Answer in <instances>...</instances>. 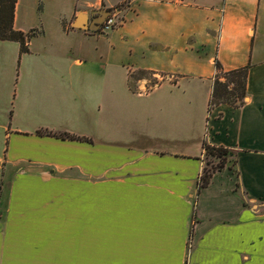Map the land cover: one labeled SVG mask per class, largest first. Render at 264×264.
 Returning <instances> with one entry per match:
<instances>
[{
  "label": "crops",
  "instance_id": "obj_1",
  "mask_svg": "<svg viewBox=\"0 0 264 264\" xmlns=\"http://www.w3.org/2000/svg\"><path fill=\"white\" fill-rule=\"evenodd\" d=\"M117 3L17 1L35 33L0 40V264H264V0H128L91 30ZM216 62L248 67L243 105L208 112ZM204 143L231 154L199 190Z\"/></svg>",
  "mask_w": 264,
  "mask_h": 264
},
{
  "label": "trees",
  "instance_id": "obj_2",
  "mask_svg": "<svg viewBox=\"0 0 264 264\" xmlns=\"http://www.w3.org/2000/svg\"><path fill=\"white\" fill-rule=\"evenodd\" d=\"M17 1L18 0H0V40L18 41L21 44V53H26L29 51V39L34 35L35 30L25 33L21 30L15 29L14 20ZM216 69L217 73L213 81V89L211 98L209 100L208 112H210L215 106L222 103H228L233 107H239L243 105L247 95L246 85L248 67L225 71L222 68L220 62H216ZM138 73L146 72L142 71ZM137 74L132 75V78L137 77V80L141 78L138 77ZM130 86L135 89V86L133 87L131 84ZM38 134L56 136L63 139H87L85 137L76 136L69 133L58 134L48 130H39ZM203 147L208 155L220 159L219 170L223 169L227 163V156L231 154V151L223 146H212L207 143H204ZM213 172L214 171L207 172L205 166L200 180L198 181L199 190L207 187L210 184L213 177Z\"/></svg>",
  "mask_w": 264,
  "mask_h": 264
},
{
  "label": "rangeland",
  "instance_id": "obj_3",
  "mask_svg": "<svg viewBox=\"0 0 264 264\" xmlns=\"http://www.w3.org/2000/svg\"><path fill=\"white\" fill-rule=\"evenodd\" d=\"M128 4V0H118V3L114 6V8L111 10L113 11V13H116L119 10H123L124 8L127 7ZM110 10V9H109ZM119 14V13H118ZM120 16V14H119ZM121 17V16H120ZM138 77H146L150 80V82L153 84L155 82H157V78L154 79L151 75H149L148 73H138L137 74ZM137 77H133L130 81V84L134 87L136 84V79ZM4 107L5 105H1L0 106V116L3 117L4 115ZM11 110H13V107L11 108ZM7 115H8V109H5ZM1 130V129H0ZM231 163L229 164L231 169H235L234 167V163L233 160L231 159L230 161ZM219 166H220V159L210 156L206 159V170L207 172H213L216 173L218 171H222L223 169L219 170ZM235 171V170H234ZM14 169L12 167L7 166L3 161H0V186H1V194H3V201L7 200V190L8 187L10 186L12 177L14 175ZM200 180V179H199Z\"/></svg>",
  "mask_w": 264,
  "mask_h": 264
},
{
  "label": "built area",
  "instance_id": "obj_4",
  "mask_svg": "<svg viewBox=\"0 0 264 264\" xmlns=\"http://www.w3.org/2000/svg\"><path fill=\"white\" fill-rule=\"evenodd\" d=\"M123 19L119 16V14L112 13L107 17V19L102 24L103 31H110L116 27H118L122 23Z\"/></svg>",
  "mask_w": 264,
  "mask_h": 264
},
{
  "label": "water",
  "instance_id": "obj_5",
  "mask_svg": "<svg viewBox=\"0 0 264 264\" xmlns=\"http://www.w3.org/2000/svg\"><path fill=\"white\" fill-rule=\"evenodd\" d=\"M112 13L109 9L98 10L96 11V16L93 17V23L95 27H90L91 30L98 31L101 28V25L107 19V17Z\"/></svg>",
  "mask_w": 264,
  "mask_h": 264
}]
</instances>
